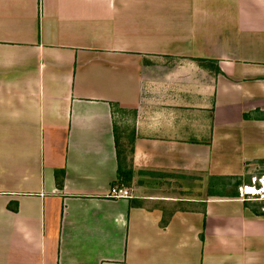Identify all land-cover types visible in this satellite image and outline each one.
<instances>
[{"label":"crops","instance_id":"crops-1","mask_svg":"<svg viewBox=\"0 0 264 264\" xmlns=\"http://www.w3.org/2000/svg\"><path fill=\"white\" fill-rule=\"evenodd\" d=\"M255 158L264 0H0V264H264L241 196L168 207L122 182Z\"/></svg>","mask_w":264,"mask_h":264},{"label":"rangeland","instance_id":"rangeland-1","mask_svg":"<svg viewBox=\"0 0 264 264\" xmlns=\"http://www.w3.org/2000/svg\"><path fill=\"white\" fill-rule=\"evenodd\" d=\"M116 122H118L117 124L119 126L118 132L121 135L128 134V129L123 128V121L116 120ZM122 131L124 132L122 133ZM120 143L121 147L125 148L127 154L129 148L128 142L121 136ZM259 159L260 158L252 159L249 164H246V170L242 175L247 178L246 180H248V182L242 183L238 186L239 196L243 199H248L255 205H258L263 201L261 200V196H264V160ZM207 180V174L197 172L190 174L171 172L167 174L144 175L139 177L137 181L143 183V188L136 187V181L122 180V182L129 183L131 190L133 192L136 191L138 194H150L174 198V203L168 207H174V205H176L179 207L191 208L201 202H195L188 198H203L209 196L207 193ZM248 186H251L254 190H247ZM226 190H230V187H226Z\"/></svg>","mask_w":264,"mask_h":264},{"label":"trees","instance_id":"trees-1","mask_svg":"<svg viewBox=\"0 0 264 264\" xmlns=\"http://www.w3.org/2000/svg\"><path fill=\"white\" fill-rule=\"evenodd\" d=\"M198 60L201 65H206L207 59L198 58ZM115 142L118 157V178L130 179L132 168L123 166L125 154L117 134L115 135ZM259 160H264V158H260ZM207 178V193L209 195L219 196H239L238 186L248 182V180H246L247 178L238 173H207ZM226 187H230V190H226ZM244 204L255 213H264V202L262 201L258 205H255L248 199H244ZM165 220L164 218L162 221L164 222Z\"/></svg>","mask_w":264,"mask_h":264},{"label":"built area","instance_id":"built-area-1","mask_svg":"<svg viewBox=\"0 0 264 264\" xmlns=\"http://www.w3.org/2000/svg\"><path fill=\"white\" fill-rule=\"evenodd\" d=\"M111 195L113 196H123V197H127V196H131L132 192L130 189L123 187V186H115L112 188L111 190ZM263 199L264 196H261Z\"/></svg>","mask_w":264,"mask_h":264},{"label":"bare ground","instance_id":"bare-ground-1","mask_svg":"<svg viewBox=\"0 0 264 264\" xmlns=\"http://www.w3.org/2000/svg\"><path fill=\"white\" fill-rule=\"evenodd\" d=\"M247 190L250 191V190H254V189H253L251 186H248V187H247Z\"/></svg>","mask_w":264,"mask_h":264}]
</instances>
